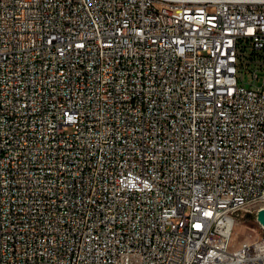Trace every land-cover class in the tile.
I'll return each instance as SVG.
<instances>
[{
	"label": "built area",
	"instance_id": "built-area-1",
	"mask_svg": "<svg viewBox=\"0 0 264 264\" xmlns=\"http://www.w3.org/2000/svg\"><path fill=\"white\" fill-rule=\"evenodd\" d=\"M251 63L264 0H0V264H264Z\"/></svg>",
	"mask_w": 264,
	"mask_h": 264
},
{
	"label": "rangeland",
	"instance_id": "rangeland-1",
	"mask_svg": "<svg viewBox=\"0 0 264 264\" xmlns=\"http://www.w3.org/2000/svg\"><path fill=\"white\" fill-rule=\"evenodd\" d=\"M256 66L251 63L249 68L245 65L243 66L242 72L238 71V81L241 83V80L244 82V85H248V83H253L252 72L256 70ZM259 81L256 83L260 84L261 78L264 76V72L256 70ZM257 206H264V204H256ZM254 205L248 206L246 209L241 211L237 215V225L234 227L232 236H231V244L236 246L239 241L243 239H255V238H264V230L261 225L256 220V215L254 210L258 208H253Z\"/></svg>",
	"mask_w": 264,
	"mask_h": 264
},
{
	"label": "bare ground",
	"instance_id": "bare-ground-1",
	"mask_svg": "<svg viewBox=\"0 0 264 264\" xmlns=\"http://www.w3.org/2000/svg\"><path fill=\"white\" fill-rule=\"evenodd\" d=\"M254 204H264V195L248 196L244 201L239 202V208L236 210V213H235V221L237 222V215L241 211L246 209L248 206H251ZM258 209L254 210L255 214ZM260 240L264 243V238H260Z\"/></svg>",
	"mask_w": 264,
	"mask_h": 264
},
{
	"label": "water",
	"instance_id": "water-1",
	"mask_svg": "<svg viewBox=\"0 0 264 264\" xmlns=\"http://www.w3.org/2000/svg\"><path fill=\"white\" fill-rule=\"evenodd\" d=\"M256 220L264 230V206L256 211Z\"/></svg>",
	"mask_w": 264,
	"mask_h": 264
}]
</instances>
